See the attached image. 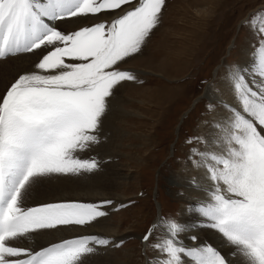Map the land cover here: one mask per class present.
<instances>
[{"label": "snow or ice", "instance_id": "6c2138e0", "mask_svg": "<svg viewBox=\"0 0 264 264\" xmlns=\"http://www.w3.org/2000/svg\"><path fill=\"white\" fill-rule=\"evenodd\" d=\"M165 7L166 0H0V59L28 60L0 88V264H83L97 246L123 244L100 234L38 247L16 242L108 216L110 199L27 201L45 177L99 167L82 154L100 143L116 86L137 79L120 65L142 51ZM100 16L109 18L71 31L59 26ZM254 37L247 62L226 73L232 99L214 134L188 140L202 181H194L202 196L189 210L234 246L241 264H264V26ZM186 230L160 216L141 239L156 264H228L211 245H185Z\"/></svg>", "mask_w": 264, "mask_h": 264}, {"label": "rangeland", "instance_id": "374dc122", "mask_svg": "<svg viewBox=\"0 0 264 264\" xmlns=\"http://www.w3.org/2000/svg\"><path fill=\"white\" fill-rule=\"evenodd\" d=\"M108 18L68 20L59 26L71 31ZM261 26L264 0H166L142 51L120 65L137 79L116 86L112 96L116 104L123 99L131 117L121 125L129 133L122 148L128 158H117L128 179L110 192L120 198L117 205L104 209L112 216L113 241L123 240L118 248L103 247L111 251L110 264H156L155 253L141 237L158 217L179 222L185 214L180 181L192 167L188 140H206L224 111L226 103L210 100L206 89L221 94L226 73L248 60L254 29Z\"/></svg>", "mask_w": 264, "mask_h": 264}, {"label": "bare ground", "instance_id": "6f19581e", "mask_svg": "<svg viewBox=\"0 0 264 264\" xmlns=\"http://www.w3.org/2000/svg\"><path fill=\"white\" fill-rule=\"evenodd\" d=\"M245 62H247V60ZM27 66L28 60L25 57L0 59V88L8 81L12 80L16 73ZM122 83L121 85L126 84L125 82ZM205 95L210 98V100L218 102L224 101V103H228L232 99L227 82L223 85L221 94L215 95L213 91L211 92V90L207 88ZM120 101L121 102L118 101L119 103L116 104V101L114 102L112 97L109 99V108L100 129V143L94 145L89 152L82 154L83 158H95L99 162V167L92 172L67 175L54 174L43 178L42 182L35 187L31 197L27 201L28 206H34V202L39 201L79 200L95 202L102 199H112L115 203L114 205H117L120 198H112L110 192L115 190L119 185L126 183L128 179L122 167L124 162L117 160V158H128V152H123L122 148L126 146L124 142L127 141L129 133L125 131L121 125L126 123L131 115L130 112L126 110L123 99ZM214 132L215 129L214 131L213 129L212 131L210 130L207 134L208 136L206 135V140H209ZM180 165L181 167L184 166L183 163ZM189 172L187 176L182 177V183L179 180L180 184H182L181 187H184V190L181 188L184 192L181 199L185 200L188 206L185 210V214L182 213L179 218V223L185 225L187 229L185 232L181 233L180 239L188 246L211 245L225 257L228 264H241L243 258L234 254V246L230 245L217 230L205 226L206 222L203 217L189 210L198 206L197 202L202 196L201 191L194 186V181L197 184L202 182L200 171L191 167ZM111 208L114 209V207ZM111 219L112 216L108 214L107 217L99 218L92 224L83 227L74 226L71 228H62L58 231L44 233L40 237L32 236L21 238L16 242V245L21 247H38L41 244H46L49 240H58L62 237L69 238L80 234H100L114 240L112 236L115 234H112L114 229ZM192 236H196L197 240H192ZM110 246L111 245L108 246V249ZM108 249L97 246L94 253L84 257L83 264H110L111 251L109 254L106 251ZM116 262H118V260Z\"/></svg>", "mask_w": 264, "mask_h": 264}]
</instances>
